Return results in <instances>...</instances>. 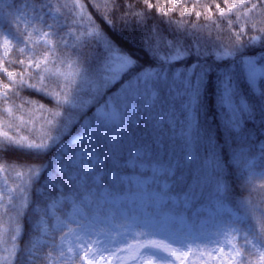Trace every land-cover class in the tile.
I'll return each instance as SVG.
<instances>
[{
    "label": "trees",
    "instance_id": "trees-1",
    "mask_svg": "<svg viewBox=\"0 0 264 264\" xmlns=\"http://www.w3.org/2000/svg\"><path fill=\"white\" fill-rule=\"evenodd\" d=\"M80 1L85 4L87 12L92 16L95 27L81 26L76 38L67 35L63 37L68 44H75L82 56L73 55L75 49L72 48L61 47L53 50L41 45L37 50V56L33 57V51L24 49L21 53L19 49L22 46L18 44L12 52L13 63L8 64L7 60L5 61L6 66L18 71V83L13 85L7 99L0 92V145L6 143L5 132L24 145L43 144L47 149L43 161L45 163L49 160L53 161L54 168L56 162L69 158L63 152L64 148L70 146L73 152L80 147L79 144L72 142L73 137L87 136L90 123L101 119L99 111L104 107L103 101L107 99L109 102H114L117 97H122L125 90L129 88L127 83L129 78L132 86L135 87L137 75L147 78L150 73L160 71V61L155 58L156 53L163 55L170 50L165 42L168 44L179 42L189 49V54L165 66L164 71L169 76V80L167 84L163 81L160 84V103L154 109L145 110L139 122L134 123L128 130L127 139L121 140L123 158H126L129 151L133 150L130 141L134 140L137 144H152L158 135L168 145L169 158L172 152L177 159L179 158L184 147L182 136L185 128L184 109L182 97L179 94L180 89L177 85H173V79L180 73L192 74L195 71L203 77L198 115L200 134L196 143L190 148L194 162L190 169L183 168V175L191 182H195L198 178L203 186V195L197 206L200 214H192L185 218L197 233V239H200L205 238L212 231H217L214 221L205 210L206 206L214 208L216 203L222 200L239 208V203L249 198L253 202L264 204V188L257 186L254 182L248 184L242 161L238 162L237 159L241 149L248 145L254 135L264 136V95H261V92H264V80H258L257 83L250 82L241 62L247 56L258 59L264 56V34L258 31L261 25L256 20L259 9L248 12L245 7L243 11L234 10L227 13L225 17H221L215 5L224 6L225 0L198 2L191 15L183 11L184 7L191 6L188 1L183 5L175 6L173 0H151L153 4L163 6L166 14L160 13L157 8L143 7L144 0ZM73 2L74 0H66L63 4L78 14ZM121 4L124 7H120ZM129 4H132V9L127 8ZM135 12L145 14V23L136 22ZM243 12H247V16H244ZM227 19H231L232 23L226 24ZM245 20L249 23L244 24ZM170 21L172 23H169ZM252 23H256V28L251 27ZM83 29L85 32L82 31ZM237 32H241L239 38L236 37ZM3 34L4 29L0 28V57ZM252 37H259V39L256 42H250ZM85 41L86 47L83 46ZM112 53L128 56L133 64L126 74L123 72L119 79L108 83L105 88L100 89L99 95H96L89 90V80L96 79L102 74L110 75L106 65L110 62ZM65 55L70 56L71 60L61 63ZM83 56L87 57V64L84 63ZM19 60H23L24 64L21 65ZM71 61H76L79 67L73 64V67L69 68L68 63ZM30 63L32 66L27 67ZM37 63L40 64L39 68L36 67ZM85 68L88 69V75H83L82 70ZM73 71H81L82 74L70 76L69 73ZM53 73L55 75H52ZM40 76L44 77L43 81L39 79ZM20 80H23L25 84H33L36 89H43V91L21 87ZM148 88L151 90V83ZM66 100L68 103H64ZM8 108H11V113L6 111ZM242 109H251V113ZM171 113L175 114L174 117ZM154 119L164 121L159 130L153 127ZM236 124L239 127H236ZM26 159L28 157L14 152H9L0 159V171L15 186L19 185L22 178L17 173L23 171L27 174L26 169L16 162ZM132 171L133 169L129 166L120 169L124 177ZM43 177L44 173H41L40 180H35L32 185L30 196L33 201L36 199L35 188L42 182ZM217 181L225 186L221 197L215 195ZM130 185L125 179V188L122 192H126ZM134 202H123L132 209V218L122 220L117 216L114 220L118 230L114 229L111 232V238L116 239L122 231L126 230L125 226L136 218L138 223L134 226V236L145 240L141 235L142 221H147L152 216L160 218L164 212L175 211L168 208L153 210L139 201ZM4 203L6 204L7 200ZM0 214H2V208H0ZM206 221L209 223L204 224ZM163 222L174 230L179 229L177 223ZM21 223L22 232L19 243L23 247L24 242L32 235L27 212ZM259 233L260 238L264 239V232L259 230ZM99 234L100 232L97 231L91 239L92 243ZM62 235L63 232L58 230L49 237V243H52L54 238L55 244L58 245ZM152 238L160 240V236ZM4 246L0 245V258ZM212 247L205 244L198 246L193 244L191 253L184 264H217L208 255L212 252ZM247 247L252 252L248 258L253 264H259L256 251L250 246ZM46 249L47 246L41 249L40 254H43ZM200 252L204 255L200 256ZM214 255L215 252L212 253V256ZM112 256L107 253L106 263ZM13 261V264H16L15 260ZM81 262L82 256L76 255L72 264H81ZM178 264H181V261Z\"/></svg>",
    "mask_w": 264,
    "mask_h": 264
},
{
    "label": "snow or ice",
    "instance_id": "snow-or-ice-1",
    "mask_svg": "<svg viewBox=\"0 0 264 264\" xmlns=\"http://www.w3.org/2000/svg\"><path fill=\"white\" fill-rule=\"evenodd\" d=\"M179 3L180 0H175V4ZM17 5H21V7H17ZM120 7H124V5L121 4ZM143 7L157 8L160 13L166 14L163 6L153 4L151 0H144ZM215 7L219 10L221 17H225L233 9L243 11V8L246 7L248 12L259 9L256 20L261 27L258 31L264 34V0H255V2L253 0H225V7L220 4H216ZM6 8L15 9V13L6 12ZM53 8L54 5L50 0H0V28L8 29L3 34L4 57L8 56L13 40L23 42L12 30L14 23L17 29L21 27L20 21L29 27H33L35 23L43 25L44 29L51 30V35L49 31L43 29L34 28V31L48 37L45 41L46 44L55 39L58 41L57 48H72L75 49L73 55L82 56L75 44H68L64 37L59 35L57 28L45 20V17L59 20L58 16L53 15ZM127 8L132 9V4L127 5ZM183 11L191 15L188 8H184ZM247 14V12H243L244 16ZM135 17L137 23H145L146 16L144 13L135 12ZM225 23L231 24L232 20L227 19ZM243 23L248 24L249 21L245 20ZM251 27L256 28V23H252ZM59 28L65 29V25H59ZM177 29H179V25H177ZM24 35L30 38L31 34L25 31ZM240 35L241 32L236 33L237 38ZM258 39L259 37H252L250 42H256ZM153 43L155 44V41ZM165 43L170 50L163 55L157 52L155 57L160 61V71L150 73L147 78L137 75L135 87L132 86L129 78L127 81L129 88L125 90L122 97H117L114 102L105 99L103 104L106 111L101 114V119L90 123L89 134L82 136L77 141L80 147L73 151L67 160L62 159L56 162L54 168L52 167L53 161L49 160L47 163L43 161L47 151L45 145L32 143L24 145L19 140L9 137L6 132L4 133L6 143L0 145V159H3L9 152L20 153L28 157L26 160L16 162L20 167L26 169L27 181L22 186H18L17 189H10L7 194L0 192V208H2L0 245H11V248L5 247L4 250L8 252L9 257L15 260L16 264H57L58 257L64 255L62 244L57 246L54 238L52 243H49L47 239L52 235L49 221L53 222L52 227L54 229L63 232V236H61V241H63L69 234H73L77 240H82L91 235L89 229L102 216L105 218L112 216L113 219L119 216L122 220L132 218V209L124 205L120 199V194L125 188V177L120 173L121 167L130 165L132 169L139 172L141 179L137 181V186L141 192L145 193V207L153 210L156 208L174 209V212L162 213L167 220H175L177 215L188 217L192 214H200L197 206L200 197L203 195V186L198 178L195 182L187 180L183 175V168H191L194 156L190 148L192 144L196 143L200 134L198 115L203 84L202 76L193 71L192 74L180 73L173 79V85H177L180 89L179 94L182 97L184 109L185 128L182 133L184 147L179 158H176L174 152L169 158L168 145L159 135L152 144H137L134 140L130 141L133 150L129 151L126 158H123L121 140L127 139L128 130L134 123L139 122V118L145 110L154 109L160 103V84L162 81L167 84L169 80V76L164 71L165 66L170 65L175 59H183L189 54V49L179 42ZM83 46H87L86 41ZM19 51L23 53L24 48L21 47ZM196 51L199 55V50ZM82 58L87 64V57L83 56ZM70 60L71 57L65 55L60 62L64 63ZM241 62L250 82L256 83L258 80H264V56L259 59L244 58ZM7 63L11 64L13 61H7ZM19 63L23 65L24 61L19 60ZM45 63L47 62L45 61ZM73 64H77V62L71 61L68 63V67L72 68ZM117 64L120 65V69H117ZM31 66L30 63L27 67ZM39 66L40 64L37 63L36 67L39 68ZM128 66L127 58L112 53L106 68L113 75L102 74L96 79H90L89 90L99 95L100 89L113 82L115 76L121 74V71L126 74ZM77 67H79L78 64ZM45 70L47 71V69ZM82 72L83 75H88L87 68L83 69ZM0 73H3L11 84L18 83L16 80L17 73L4 67L2 63H0ZM81 74V71L69 73L70 76ZM39 79L43 81L44 77L40 76ZM150 83L152 85L151 90L148 88ZM0 84L3 86L4 96L7 99V94L10 91L9 83L0 81ZM19 84L21 87L43 91V89H36L33 84H25L23 80H20ZM261 95H264V92H261ZM223 101L224 97L222 96ZM64 103H68V101L66 100ZM242 110L251 113V109ZM6 111L11 113L12 110L8 108ZM171 115L174 117L175 114L171 113ZM162 123L164 121L154 119V129L159 130ZM236 127L239 125L236 124ZM237 159L238 162L242 161L243 169L247 173L248 184H252L257 179L264 181V145L257 146V151L253 155L242 152ZM257 168H260L261 171H257ZM41 173H44V177L35 188L36 199L33 201L30 196L32 183L34 179L40 180ZM17 175L23 177L25 172H18ZM128 184H131V181H128ZM260 187L264 188V184H261ZM224 188L225 186L217 181L215 195L221 197ZM5 195H7L6 204L4 203ZM238 207L242 214H233L231 223L224 229L196 241L190 240L182 234H167L163 235L160 240L153 239L152 237L160 236L162 233L159 219L155 223L150 220L142 221L140 224L141 235L146 242L140 247L147 250L144 252L145 264H173L172 258L180 260L181 264H184L191 253V245L193 244L213 246L212 252H209L208 255L217 259L218 264H253L248 258L252 252L247 246L251 245V248L258 253L259 264H264V239L260 238L259 232L245 226V221L252 215L249 203L241 201ZM25 212H27V220L30 223L32 235L21 247L19 243L22 232L21 221ZM73 223L77 225V228L71 227ZM262 229H264V225H262ZM36 233L39 235H35ZM132 235H135V232H132ZM238 235L244 241L239 247L232 242ZM249 235L252 236V240L249 239ZM221 236L231 245V251L226 254L223 247H215V245L220 244L219 238ZM229 236L232 239H228ZM97 240L99 255L91 254L88 251V247L92 245L91 239L85 244L78 243L76 245V247L83 249L82 253H77V255L82 256L87 264H100V261L107 260L108 258L103 254L105 252L113 256L118 255L116 249L123 251L124 249L120 246L128 242L126 235L120 240L99 237ZM172 245L177 247L173 248ZM45 246L47 249L43 254H40L41 249H45ZM67 251L71 253L72 247H69ZM213 252L219 255L212 256ZM203 255L204 253L200 252V256ZM0 264L3 262L0 261ZM108 264L111 262L108 261Z\"/></svg>",
    "mask_w": 264,
    "mask_h": 264
},
{
    "label": "rangeland",
    "instance_id": "rangeland-1",
    "mask_svg": "<svg viewBox=\"0 0 264 264\" xmlns=\"http://www.w3.org/2000/svg\"><path fill=\"white\" fill-rule=\"evenodd\" d=\"M64 1H66V0H50V2L54 5V8L52 10L53 15H56L59 17L58 21L53 20L51 17H45V20L47 21L48 24L53 25V27L57 28L59 35H61V36L67 35L68 37L76 38V36H78L79 27H81V26H83V27H88V26L89 27H92V26L95 27L94 20H93L92 16L87 12V9H86L85 4L83 2H81L80 0H74L73 3H74V5H76L77 10H78V14H77L76 12H74L73 9H70L69 6L63 4ZM186 1L190 2L191 6L190 7H184V8H188L189 11L191 13H193L195 8H196V4L198 2H202L204 0H180L179 4H175V0H173V3L175 6H179L181 4L183 5V3H185ZM66 6H67V8H65ZM17 7H21V5H17ZM222 7H225V5ZM234 10H236V9H233V11ZM5 11L6 12L12 11L13 13H15V9L9 10L6 8ZM226 13H227V9H226ZM21 15H22V13H21ZM18 19H19V17H18ZM20 24H21V27L19 29H17L16 24L14 23L12 25V30L15 29V31L14 30L13 31L15 32L16 35H18L20 37V40L23 42L21 43L17 40H13L11 43V46H10L11 50L9 51L8 56L4 57V54H3L4 48H3V40H2V46H1L2 55L0 57V63H2L4 65V67H7L10 71H15L16 73L18 71L16 69L9 67L8 65L6 66V62H5L6 60L7 61L13 60L12 52H13L16 45L21 44V46L25 50L33 51V53H34L33 57H36L37 56V50L40 49L41 45H44V46L54 50L57 48V44H58V41L55 39H52L51 43L46 44L45 41L48 39V37H44L43 35L38 34L37 32L34 31V28L43 29L45 31H49V33L51 35V30L50 29H44L43 25H41L39 23H35L33 25V27H29L27 24L23 23V21H20ZM59 25H65V29H60ZM3 29H4V33H6L8 31L7 28H3ZM25 31L28 32L29 34H31L30 38H29V36L24 35ZM82 31L85 32V29H83ZM18 32H21L22 34H19ZM68 33H71V35H68ZM118 55H122L123 57L127 58V60L129 61L128 68L133 64V61L128 56L123 55V54H118ZM3 58L5 60H3ZM246 58L258 59L257 57H251V56H247ZM116 67H117V69H120L119 64H117ZM122 73H123V71H121V74L116 75L114 81L119 79L120 76L122 75ZM112 75H113V73L110 72L109 76H112ZM16 80H17V77H16ZM0 81H3L4 83H9L10 91L7 94V97H8L14 84H11L9 81H7V79L3 73H0ZM0 92L4 94L2 84H0ZM105 111H106V109L104 107H102V109L99 111V114L101 115V114L105 113ZM263 134H264V131H263ZM82 136H84V135L74 136L72 139V142L77 143V141L80 140V138ZM260 145H264V136L262 137L259 135H254L251 138V141H249L248 145L245 146L243 149H241V153L245 152L248 155H253L257 151V146H260ZM63 152L66 153L70 157L72 154L71 147L67 146L66 148L63 149ZM59 157H61V156H59ZM129 167H130V169H132L130 165H129ZM257 171H261V169L257 168ZM27 179H28V174H25L20 179V183L18 186H22L27 181ZM125 179H126L127 183H128V181H131V185H130V188L126 192H122L120 194L121 201L127 202V203L139 201L141 204L145 205V200H146L145 193L141 192L137 186V181L141 179V176L139 175V173L133 169L132 172L125 174ZM34 182H35V179H34L32 185L34 184ZM253 182L257 186L264 184V181H261L258 179L254 180ZM18 186H15L12 183H10V181L7 179V177H5L3 172L0 171V192L7 194L10 189H17ZM6 200H7V195H5V197H4V201H6ZM242 201H247L249 203L250 209L252 210V215L245 221V226L253 229L256 232H259V230L264 232V229H262V225H264V204H262V202H253V200L250 198L244 199ZM205 210L208 211V215L214 221V227L217 231L224 229L228 224L231 223L232 218H233V214H242L240 212L239 208H235L231 204L224 202L222 200L217 202L216 206L214 208H211L210 206H206ZM167 213L168 212H164V214H167ZM164 214H161L160 218L155 217V216L150 217V215H147L148 217H150L148 220L152 221L153 223H155L159 219L161 227H162V233L160 235V239L163 238V235H167V234H182L190 240H195V238L197 237V233L195 231H193L191 224L188 223V220L186 218L176 216L175 220H167L165 218ZM163 221L169 222L171 224L176 222L179 224V229L174 230L171 227H168L167 224H165ZM137 223H138V220L136 218H134L133 220L130 221V223H128L125 226L124 229H126V230L122 231L119 234V236L116 237V240H120V239H123L124 235H126L128 242H127V244H124L121 247L124 249L123 251L118 250L117 251L118 255L112 256V258L110 259L111 264H145L144 252L147 250L140 247V245H142L146 241L141 240L139 236L132 235V232L134 230V226ZM205 223H209V221H206ZM52 224H53V222L49 221L50 232H52V235H53L59 229H54L52 227ZM71 227L77 228V225L75 223H73L71 225ZM114 229L118 230V226H117V224H115V220L112 218V216H108L107 218L101 217L99 220H96L93 223V226L89 229V233L91 235L84 237L82 240L75 239L73 234H69V236L65 237L63 241H61V238H60L57 246H60L62 244V246L64 248V255L58 257L57 264H72L77 253H82V251H83L82 248L76 247V245L78 243H80V244L87 243V241L89 239H92L95 236L97 231L100 232V234L98 236L99 238L111 239V232ZM217 231H212V232L208 233L205 236V238H207L208 236L214 235ZM36 235H39V233H37ZM51 236H49V237H51ZM49 237L47 239H49ZM97 238L92 243V245L88 247V251L91 254L99 255L98 247H97V244H98ZM157 239H159V238H157ZM219 239H220V244H217V248L223 247L225 254L228 253L229 251H231V245L225 241V238L223 236H221ZM228 239H232V237L229 236ZM249 239L252 240L251 235H249ZM164 242L167 243V241H164ZM232 242L235 243L238 247L244 243L243 238L240 237L239 235ZM253 242H255V241H253ZM129 245H131V247H129ZM248 246L251 247V245H248ZM5 247L11 248V245L9 244V245L3 247V254H2L0 259L3 262V264H13L14 259L9 257L8 252H6L4 250ZM69 247H72V249H73V251L71 253L67 251V249ZM172 247L175 248L177 246L172 245ZM181 250L183 251V249H181ZM107 253L108 252H105L103 254L105 256H107ZM217 255H219V254L215 253L214 256H217ZM172 260H173V264H178L180 262V260H177L175 258H172ZM214 261H215V263L218 264L217 259H214ZM81 264H87L86 260L82 258ZM100 264H108V263H106L105 260H102V261H100Z\"/></svg>",
    "mask_w": 264,
    "mask_h": 264
}]
</instances>
